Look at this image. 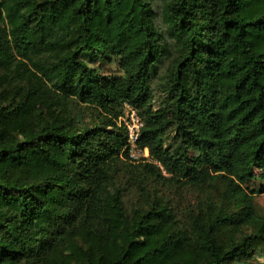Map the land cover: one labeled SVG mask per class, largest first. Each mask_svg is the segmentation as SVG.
<instances>
[{
    "label": "trees",
    "instance_id": "16d2710c",
    "mask_svg": "<svg viewBox=\"0 0 264 264\" xmlns=\"http://www.w3.org/2000/svg\"><path fill=\"white\" fill-rule=\"evenodd\" d=\"M166 15L181 56L155 108L163 44L148 0H0V77L13 82L0 93V264H230L264 239V0H170ZM69 99L97 121L78 126ZM125 103L144 121L142 161L118 123ZM121 164L179 186L222 183L238 209L187 225L158 203L129 216L113 186ZM240 223L253 231L224 244L218 228Z\"/></svg>",
    "mask_w": 264,
    "mask_h": 264
},
{
    "label": "rangeland",
    "instance_id": "374dc122",
    "mask_svg": "<svg viewBox=\"0 0 264 264\" xmlns=\"http://www.w3.org/2000/svg\"><path fill=\"white\" fill-rule=\"evenodd\" d=\"M148 1L153 8V21L158 28L163 44L161 59L156 66L152 80L153 103L155 108H159L160 105L170 100L166 89L173 78L174 66L181 56V43L166 15V6L170 0ZM91 65L100 67L104 73L119 72L117 62H97ZM12 83L8 78L1 76L0 93L5 91V88L13 89ZM66 111L78 126L92 125L93 122L97 121L99 115L98 108L83 104L76 99L68 100ZM176 135V126L172 125L167 134L166 143L168 146L176 145ZM130 153H132L131 159L133 161H142L146 158L140 148L132 149ZM131 168V166L121 164L113 181L114 188L122 193L124 208L129 216L136 208L148 207L150 203H158L168 207L182 225H187L193 214L207 218L211 214L213 216L223 215L238 209V206L228 202L222 193L221 188L224 186L222 183H219L218 189L212 186L203 188L192 185L179 186L171 181H164L152 176L144 174L140 176V174H135ZM164 174L169 177L168 173L165 172ZM261 183L263 181L258 178L253 180L250 185L251 187H258ZM254 206L259 213H264V192L255 194ZM251 231H253L251 224H223L218 228L217 235L224 244H227ZM250 247L252 254L248 258L234 259L230 264H264V239L257 238Z\"/></svg>",
    "mask_w": 264,
    "mask_h": 264
},
{
    "label": "built area",
    "instance_id": "2783aa9c",
    "mask_svg": "<svg viewBox=\"0 0 264 264\" xmlns=\"http://www.w3.org/2000/svg\"><path fill=\"white\" fill-rule=\"evenodd\" d=\"M119 124H123L126 127L128 135L129 151L135 148H140L137 144L141 127L144 124L142 116L139 114L137 108L129 103L124 104V112L118 119ZM143 150V154L146 158H149L148 148H140ZM132 153H130V157Z\"/></svg>",
    "mask_w": 264,
    "mask_h": 264
}]
</instances>
